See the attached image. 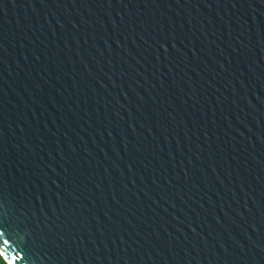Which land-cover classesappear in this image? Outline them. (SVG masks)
Instances as JSON below:
<instances>
[{
	"label": "water",
	"instance_id": "95a60500",
	"mask_svg": "<svg viewBox=\"0 0 264 264\" xmlns=\"http://www.w3.org/2000/svg\"><path fill=\"white\" fill-rule=\"evenodd\" d=\"M7 264H264V0H0Z\"/></svg>",
	"mask_w": 264,
	"mask_h": 264
},
{
	"label": "snow or ice",
	"instance_id": "6c2138e0",
	"mask_svg": "<svg viewBox=\"0 0 264 264\" xmlns=\"http://www.w3.org/2000/svg\"><path fill=\"white\" fill-rule=\"evenodd\" d=\"M0 264H5V261L3 260L2 257H0Z\"/></svg>",
	"mask_w": 264,
	"mask_h": 264
},
{
	"label": "trees",
	"instance_id": "16d2710c",
	"mask_svg": "<svg viewBox=\"0 0 264 264\" xmlns=\"http://www.w3.org/2000/svg\"><path fill=\"white\" fill-rule=\"evenodd\" d=\"M0 257H1V255H0ZM4 260V259H3ZM5 261V260H4ZM5 264H7L6 262H5Z\"/></svg>",
	"mask_w": 264,
	"mask_h": 264
}]
</instances>
